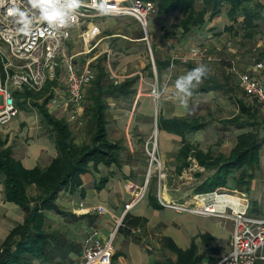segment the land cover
<instances>
[{
    "label": "crops",
    "instance_id": "crops-1",
    "mask_svg": "<svg viewBox=\"0 0 264 264\" xmlns=\"http://www.w3.org/2000/svg\"><path fill=\"white\" fill-rule=\"evenodd\" d=\"M149 18L146 34L138 22L129 16L95 17L80 27H73L71 30L72 36L66 42L68 43L72 40V38H74V32H78V35L81 38V33L84 30L88 27L90 29L97 26L99 29V35L96 36L90 44H86L85 49H87V53L85 51L81 52L88 55V59L86 58V60H91V64H93L96 60L102 58V63L106 67L110 78L115 80L117 83L124 82L126 79L130 78H137V81L133 86L134 93L129 97L108 98L110 107L108 111V135L110 133H114L119 136L118 142L121 146L119 161V163H121V165L119 164L120 167L114 165L109 168L107 166L100 165L99 172L91 171L85 173V175L82 176L83 194H74L79 196V201H77V203L72 200L73 195H69L64 191L59 194L58 203L60 206H62V208L66 211L82 216V219L72 223H65L64 218L60 215L57 214L56 217H51L50 214H48V216L52 218L53 222H63L62 224L67 229L65 232H67V238L69 240L75 241L81 245L79 253L71 254V257L68 258L69 260L60 261L58 264H76L82 257L83 252L89 246L97 242L102 244L110 239L113 241L114 253L111 264H175L178 255L177 253L175 254L165 248V237L171 238L173 242L176 243V245L182 250L189 249L192 243H195L198 250V241H200L205 247V253L200 254L198 250V255L203 256V260L205 257L208 258L209 262L207 264H213L231 250L230 244L228 248L229 250L226 252L220 247H211L210 244L214 240L213 235L212 241L206 245L204 244L203 236L209 232L197 233L194 228H188L190 229V232L192 231L189 233V230L184 227V225L178 223L177 221L174 222L169 217L163 216L164 211L169 208L165 207L162 203L176 202L182 204V202L186 199L188 200V198H191L194 194H196V188L202 185L203 182L209 178V176L214 174L215 170L200 167L198 163L191 160V166L178 174L176 172V167L178 165L177 154L182 145V137L177 134L168 133L164 130H159L157 120L158 116L164 118L178 117L185 119L198 117V115L192 116L184 113H186V110L189 108V102H191V100L199 93L192 94V96L187 99V103L182 104L179 101V98L175 96L174 82L179 76L188 72V69L185 66V62L187 61H183L181 58L184 56L188 57L193 49L200 47L196 46V41L194 40L196 35L199 34V45L203 46L202 48H205L207 52L208 50H213V48L216 51H220L222 46L219 45L218 37H215V34L223 32L224 26L220 28L219 25L221 23L225 25V17L220 15L219 17L214 18L212 22L208 23L203 30H198L193 34L190 33L184 36L179 33L178 40L170 39L168 41V48L163 46V44L165 45L167 42L162 43L160 41V44L159 41L156 42L153 40L152 32H155L157 27H159L156 22H159L162 19L156 18L154 13ZM118 19L126 22L121 28L113 26ZM103 33H105V35ZM152 46L156 47L158 51L156 58L168 60H172L173 57L175 58L169 68L161 71L157 70L155 57L153 58L154 51ZM147 48L151 49L152 62L150 58H144L143 56L144 53L145 56L146 53H148ZM161 49H163L166 53H161ZM1 52L5 54L3 49ZM78 54L81 56L80 53ZM78 54L74 53L72 57ZM112 63H117L114 69H112ZM222 63H225V65L228 66V68H225L227 69L226 73L223 69L222 72L218 70V73L214 69L212 70L210 68L211 72L209 74L214 76L215 72V76L219 82L214 84L216 89H214V91H209L208 93H228L229 91L232 92L231 90H233V92L235 91L236 93L232 95L234 99L233 103L236 105V108L231 114V116H234L239 111L238 99H241L244 94L242 88L240 87L238 76L231 72L232 63L234 64L237 72H248L262 81H264V64L260 62L256 64V61L252 63L243 62L239 57H234V59L229 58L228 61H223ZM66 64L67 61H65V65ZM199 64L200 63L198 62L196 66ZM206 65L210 67L212 64ZM58 69V67L55 69V74L52 78H50V80L53 78L59 80L58 75L60 71ZM224 74L226 75L225 79L222 78ZM218 76L220 77V80ZM222 79L223 81H221ZM155 80L158 82V85L160 84L159 87H161V91L163 92L162 99L160 103H158L160 106L158 107L154 106L150 93V89ZM164 81L166 83H163ZM66 83L67 79L65 80L64 89L60 86V83L55 88L56 95L48 104V109L53 115L55 114L56 117L66 119L71 125L74 124L72 125L73 127L71 126L72 129H77L76 126L78 128H83L85 126L83 119L84 102H82L80 117L72 119L71 116L74 112V108L67 103ZM86 88L87 86L84 87V89ZM170 98L171 101L169 104L167 100ZM173 99L177 102H173ZM259 106V108L264 111L260 104ZM189 113H191V110H189ZM228 118L226 117L220 119V123L222 125L220 126V129L224 130L221 133H224L225 136L227 135L229 137V135H232L230 139L233 141L236 136L245 133L246 129H239L242 130L241 133L237 131L236 128L225 127L221 121ZM80 122L83 124L81 125ZM216 123V120L213 121L214 126ZM4 126H7V124L0 125V135L2 138H7L8 146H12V154L14 158L20 161L25 168L46 167L55 157L56 153L52 141L47 136H38L37 129L39 130V126L36 127V129L33 128L29 131V142L25 141L26 137H22L23 133L25 134L24 136H26V132H28L29 128L27 125H21L20 130L15 133L10 132V129L5 128ZM204 129H201V131ZM79 131L80 129H77L74 132L77 134ZM201 131L195 132L196 135ZM152 132L153 135H158L156 144L157 146H160V149L163 152V162L167 166L170 165L171 167V173L168 174L165 172L166 176H163V179L159 178V196L154 190L150 189L151 178L150 174L147 173V164L145 160L146 156L144 148L150 143L149 138L152 136ZM1 133H3V135ZM195 133H190L186 137L191 143L198 144L199 142L193 139V134ZM262 135H264V131L262 132ZM16 136H18V138H16ZM13 140H16L17 142H13ZM172 141L180 143V146L176 148L177 150L175 152H172V148L169 147ZM76 142L83 143L79 142L77 138ZM198 145L202 148L201 144ZM123 149L129 151V159L122 157V152L124 151ZM169 151V154L172 153L170 156L169 154H166ZM220 151L221 150L216 153ZM261 159L262 156L260 154V160ZM188 172L190 175L197 177L198 180L196 183L188 186L187 188L185 180L183 179L184 175ZM103 180H106V183H102L101 181ZM156 182L157 180H154V183ZM253 183L254 180L251 184L253 185ZM132 185L137 186L141 190L144 186H146V191L143 199L133 205H130L129 209H126V205L131 203L134 195L132 194L130 188ZM3 190L4 186L0 181V241L8 235L17 222L23 221L24 218V212H22L17 206H12V203L4 201ZM187 191L190 192V194L194 192V194L186 198ZM247 193L250 200V194L249 192ZM152 194L157 195L158 201L162 205V209L158 210L151 206L150 196ZM182 194L185 198H181ZM81 203L83 206H80ZM97 207H102L103 211L99 212ZM135 208L141 209V213H136V211H134ZM145 210L155 213L156 215H159L162 211L163 213L160 215L162 217L159 216L160 220L155 219L152 221L146 214H143V211ZM177 212L182 213L181 211ZM183 213H191L197 216H202L190 211ZM131 215L146 218L147 222L145 227L131 228V231L126 233L123 230H120V228L125 227L123 224L125 217ZM208 217L217 219L213 216ZM218 219L222 220V218ZM157 224H161L163 227H160L158 232L159 234L152 235L151 231L149 232L148 230L154 229ZM146 228H148L147 233L143 234L142 231L145 232ZM156 236L159 238H156Z\"/></svg>",
    "mask_w": 264,
    "mask_h": 264
},
{
    "label": "trees",
    "instance_id": "trees-1",
    "mask_svg": "<svg viewBox=\"0 0 264 264\" xmlns=\"http://www.w3.org/2000/svg\"><path fill=\"white\" fill-rule=\"evenodd\" d=\"M155 3L154 15L163 19L169 15H179L161 36L162 41L178 40L179 33L188 35L197 32L226 8L225 14L230 24L224 28L233 37H240L237 42L240 49L246 47V42L255 44L257 35L264 38V0H143ZM162 26L161 30H164ZM195 29V30H194ZM154 53H158L156 47ZM251 51V50H250ZM256 64H264V48L257 47ZM157 70L167 69L172 64L169 59L155 58ZM201 64V63H200ZM197 63L187 60L188 71ZM94 79L84 89V123L85 132L89 137L83 143H77L71 124L64 118H58L48 109V104L54 98L55 88L59 80L48 79L45 86L38 92L25 89L14 91L18 110H36L40 124L47 130L48 137L55 149V157L43 168H25L12 154V146H8L7 138L0 135V181L4 186L5 202L18 205L24 212L23 221L17 222L8 235L0 241V264H58L69 260L73 253H79L81 245L67 238V229L63 222L52 226L49 212L60 215L65 223L82 219L75 213L66 211L58 203L59 194H83L82 176L87 172H99L100 165L111 168L119 165L121 146L112 141L108 135V98H127L133 94V86L137 78L126 79L117 83L110 78L102 58L92 64ZM0 70L4 75V67L0 56ZM58 71V70H57ZM58 73V72H57ZM219 81L210 74L192 90L194 93H208L216 89ZM233 92V90H231ZM243 97L238 99L239 111L236 115L221 121L225 127L246 129L245 133L235 137L234 144L228 154L220 151L214 153L211 149L200 148L191 143L187 135L201 131L208 126L202 116L196 118H164L158 116V128L168 133L182 137V145L177 154L176 172L180 174L191 166L194 160L200 167L215 170L198 188L196 193H210L219 187H229L242 192H249L255 179V170L259 169L260 154L264 145V114L260 113L259 102L243 91ZM248 99L250 102H247ZM106 183V180L101 181ZM150 204L155 209H162L157 195L150 196ZM51 221V226H50ZM146 218L126 216L124 228L126 233L131 228H143ZM128 227V228H127ZM204 244L208 245L213 237L209 233L203 236ZM165 248L177 253L175 264H201L203 256L198 255L197 246L192 243L189 249L182 250L169 237L164 239ZM262 264V263H257Z\"/></svg>",
    "mask_w": 264,
    "mask_h": 264
},
{
    "label": "built area",
    "instance_id": "built-area-1",
    "mask_svg": "<svg viewBox=\"0 0 264 264\" xmlns=\"http://www.w3.org/2000/svg\"><path fill=\"white\" fill-rule=\"evenodd\" d=\"M98 3L100 0H95V2L94 0H82V5L76 12L75 23L70 27L54 31L46 23H40L34 25L31 31H25L17 15V9L30 14L32 10L28 0H15V3L13 0H0V46L6 45L8 52H5L8 62L3 65L4 75L0 70V125L8 124L20 112L13 96L14 91L25 88L38 92L45 86L48 79L53 77L58 67L57 58L71 38L73 27H80L95 17L129 16L135 19L147 34L149 17L156 11L155 3L143 0H108V8L111 11L101 14L95 6ZM81 35L84 44H90L99 35V29L97 26L90 29L88 27ZM174 59L171 61L173 62ZM181 59L197 63L211 60L207 56L206 49L202 47L193 49L188 57L184 56ZM91 62V60H86L82 67H78L77 64L67 61L66 99L67 103L74 108L72 119L80 117L85 97L83 89L94 79ZM231 72L238 76L242 90L255 98L264 109V81L248 72H237L233 63ZM152 91L156 103L161 97L159 85L155 84ZM80 124L83 123L80 122ZM150 155L151 164H158L155 149ZM130 188L134 195L131 203L126 205V209L143 199L146 191V186L142 190L134 185ZM199 196L202 197L201 202L203 203L199 209L188 208L176 202L162 204L172 210L190 211L202 216L230 220L233 223L231 250L213 264H264V217L250 214L251 205L248 193L228 187H219L214 192L203 193ZM80 206L83 204L81 203ZM97 210L103 211L102 207H97ZM113 256V241L110 239L105 243L97 242L89 246L76 264H111Z\"/></svg>",
    "mask_w": 264,
    "mask_h": 264
},
{
    "label": "rangeland",
    "instance_id": "rangeland-1",
    "mask_svg": "<svg viewBox=\"0 0 264 264\" xmlns=\"http://www.w3.org/2000/svg\"><path fill=\"white\" fill-rule=\"evenodd\" d=\"M226 12V8L224 9L223 13L221 14L222 16H224L225 18V22L223 25L222 23L219 25L220 28H222L224 26V28L226 27V25L230 24V20L228 19V17L225 14ZM180 18L179 15L176 14L175 15H169L168 17H164L161 21L156 22L157 25L159 27H157V29L155 30V32L153 33V40L158 42L161 44L164 43V41H162V39L160 40L162 34L169 28L171 27V25L174 22H177V20ZM125 21L118 19L116 20V23L113 25L115 27L121 28L122 26L125 25ZM140 25V24H139ZM162 26H165L164 30H161ZM205 27L201 28L202 30ZM223 28V32L220 33H216L215 37H218L219 40V45L222 46V48L220 49V51H216L214 48L213 50H208L207 52V56L211 59L209 61H205L202 62L201 64H212L210 65V68L213 70H215L216 72L219 73L218 70H220L222 72L223 71L226 73L225 68H228V66L225 65V63L223 64V61H228L229 58L234 59V57H239L243 62H254L256 61L255 58V54L257 52H255L256 48L258 47H262L264 48V38L261 37V35H257L256 40H255V44H249V42H246V47L240 49L239 44H237V42L240 40V37H233L232 34H230L229 32H225ZM115 30V29H114ZM195 30V29H194ZM194 33V31L192 32V34ZM105 35V33H103ZM74 38H72V40H70L68 43L65 44V51L63 52L62 55H60L58 57V70L59 72V83L60 86H62V88L64 89L65 87V77H66V65H65V61H70L73 62L74 64H77L78 67H82L86 61V58L88 59V55L81 53L83 51H85L87 53V49H85V45L84 44V40L83 37H79L78 32H74ZM199 35V34H198ZM196 35V37H194V40L196 41V46H200L203 47L201 45H199L198 38L199 36ZM217 35V36H216ZM214 36V35H213ZM222 36V38H221ZM161 41V42H160ZM164 47L168 48V42L165 43V45L163 44ZM3 51L7 52V47L6 45H2L1 46ZM148 49V53L143 54L144 58H150L151 62H152V53H151V49ZM251 50V51H250ZM147 52V50H146ZM166 53L163 49H161V53ZM76 53H80L81 56L76 55L74 57L73 54ZM157 57L156 52L154 53L153 58ZM186 57V56H185ZM184 58V57H182ZM174 59V57L172 58ZM236 60V59H235ZM117 63H112V69L115 68ZM213 76V75H212ZM225 74L223 75V79H225ZM215 77V72H214V76ZM219 77V76H218ZM223 79L221 81H223ZM220 80V77H219ZM163 83H166L165 81ZM158 84V82L155 80V82L153 83L152 87ZM67 85V83H66ZM160 86V84H159ZM152 87L150 89V93L153 99V94H152ZM160 91H161V87ZM236 92H228V93H221V92H214L213 93H200L197 94L194 99L191 100V102H189V108L186 110L187 115H198V116H202L203 118H205L208 122V126L202 130L201 132H199V134L196 135L193 134V139L197 140V142H199L198 144H201L202 148L205 149H212L214 153H216L217 151L221 150L222 152H224L225 154H228L234 144V139L233 141L230 139V137H232V135L229 137L224 133H221L224 130L220 129L221 123H220V119L221 118H228L231 116V114L233 113V111L236 108V105L233 103L234 99H233V95ZM162 94L163 92L161 91V97L160 100L158 102H154L153 99V104L155 107L160 106L158 103H160L161 99H162ZM242 94V92H241ZM176 96V95H175ZM177 97V96H176ZM178 98V97H177ZM193 98V97H192ZM188 99V98H187ZM245 100L247 102L252 103L251 101H249L248 99L245 98ZM171 98L167 100V102L170 104ZM180 101V100H179ZM173 102H177L173 99ZM31 105V110H25V111H20L19 114L14 117L8 124L7 126H4L7 129H10V132L15 133L16 131L20 130L21 125H27L28 126V132H26V136H24L25 134H22V137L25 138L27 142L30 141V137H29V131L32 130L33 128L36 129V127L39 126V130L37 129V134L38 136L42 135V136H49L47 130H45L42 125L40 124V117L38 116L36 110H34L32 108V103H30ZM189 110H191V113H189ZM259 112L264 114L263 110H259ZM261 113V114H262ZM55 115V114H54ZM217 121V123L215 124V126L213 125V121ZM212 123V124H211ZM211 124V125H210ZM74 125V124H72ZM71 125V126H72ZM73 127V126H72ZM77 129H80L79 132H77V134L74 133V137L77 138V140L79 142H84L85 140H88L89 137L87 136L86 132H85V127L83 128H78L76 126ZM74 129V128H73ZM77 129H74L77 130ZM237 131L242 133V130L236 129ZM154 132V130H153ZM152 132V136H150L149 138V144L145 146L144 150H145V160H146V164H147V173L150 174V178H151V185H150V189L154 190L157 195L159 196L158 193V184H159V178L163 179V176L165 177L166 173H171V167L170 165L167 166L163 160H162V150L160 149V146L155 143L156 139L158 137L157 134L153 135ZM240 133V134H241ZM3 135V133H1ZM19 136V135H18ZM18 136H16V138H18ZM110 139L113 141L118 142V135H115L114 133H110L109 134ZM21 137V136H20ZM49 138V137H48ZM50 139V138H49ZM231 140V142H230ZM13 142H17L16 140H13ZM230 142V143H229ZM156 144L154 147L153 145ZM172 144V145H171ZM171 144L169 145L170 148H172V152H175L177 149V147L180 146V143H175V142H171ZM155 149V156L157 158V160L159 161V163L161 164H151V160L152 157L150 155V153L153 152V150ZM124 151L122 152V157L125 159H129V151L126 149H123ZM169 152H167L166 154H169ZM172 154V153H171ZM169 154V156L171 155ZM261 156H262V161L261 164L259 166V169L255 170V179H254V183L253 185L251 184L250 189H249V194H250V203H251V209H250V214L258 216V217H264V147L261 150ZM172 163V162H171ZM121 165V163H119ZM173 164V163H172ZM120 165H117L118 167H120ZM116 166V165H115ZM159 166V167H158ZM122 167V166H121ZM161 174V176H160ZM154 180H157L156 183H154ZM186 186L188 188V186H191L192 184L196 183L198 178L194 177L193 175H190V173H186L184 175V179ZM194 194V192H192L190 194V192L187 191V197L188 198L190 195ZM201 195V193H196L194 194L191 198H188V200L186 199L184 202H182V204L185 207H191L192 209H199L200 207L203 206V203L201 202L202 197L199 196ZM181 198H185V196L182 194ZM72 200H74V202L77 203V201H79V196L77 195H73ZM71 200V201H72ZM75 203V204H76ZM12 206H17L22 212L23 210L16 204H11ZM140 208V207H139ZM139 208H135L134 211H136V213L140 214L141 213V209ZM162 211L159 215H156L155 213H151L148 210L143 211V214H146L147 217H149L152 221H154L155 219H159V216L162 215ZM50 216L52 217H56V214L53 212H49ZM53 214V215H52ZM163 216L165 217H169L170 219H172L174 222L177 221L178 223L184 225V227L188 228H194V230L197 233H204V232H209L211 235L214 236V240L211 242L210 246L211 247H220L223 251H227L229 250V244L231 242V238H232V232H233V224L230 221H227L225 219H215L212 217H208V216H197L191 213H178L175 210H165L163 213ZM49 218L51 221L52 218ZM162 217V216H160ZM51 221H50V226H51ZM56 222H52V226H56ZM162 225L161 224H157L156 227H154V229H150L148 230V228H146L145 232L142 231L143 234L147 233V230L150 232L152 235H157L159 234V230L160 227ZM163 227V226H162ZM189 230V233L190 232ZM173 231V230H171ZM156 238H159L156 236ZM198 250L200 252V254H204L205 253V247L201 244L200 241H198ZM209 262L208 258L205 257V259L202 261L201 264H207Z\"/></svg>",
    "mask_w": 264,
    "mask_h": 264
},
{
    "label": "clouds",
    "instance_id": "clouds-1",
    "mask_svg": "<svg viewBox=\"0 0 264 264\" xmlns=\"http://www.w3.org/2000/svg\"><path fill=\"white\" fill-rule=\"evenodd\" d=\"M13 3H15V0H13ZM28 3L32 10L30 14L27 11L17 9V15L23 30L31 31L34 25L46 23L50 29L55 31L70 27L75 23L76 12L81 7L82 0H28ZM95 6L101 14L111 11L108 8V0H100V3ZM210 72L211 69L208 65L199 64L175 80V95L182 104L187 103V98L193 94L192 90Z\"/></svg>",
    "mask_w": 264,
    "mask_h": 264
},
{
    "label": "water",
    "instance_id": "water-1",
    "mask_svg": "<svg viewBox=\"0 0 264 264\" xmlns=\"http://www.w3.org/2000/svg\"><path fill=\"white\" fill-rule=\"evenodd\" d=\"M0 56H1L2 63L7 64L8 59H7L6 55L0 51Z\"/></svg>",
    "mask_w": 264,
    "mask_h": 264
}]
</instances>
